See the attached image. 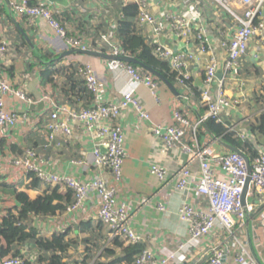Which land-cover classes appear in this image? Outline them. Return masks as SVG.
<instances>
[{
  "label": "built area",
  "instance_id": "built-area-1",
  "mask_svg": "<svg viewBox=\"0 0 264 264\" xmlns=\"http://www.w3.org/2000/svg\"><path fill=\"white\" fill-rule=\"evenodd\" d=\"M33 1L35 0H8V3L13 14L26 18L31 26L38 18L45 19L68 49L128 55L121 47L117 35L103 34L98 43L93 45L82 32L73 33L65 22L58 19L57 14L61 13L58 5L48 0ZM150 2L151 0H124V6L131 3L137 5V26L139 29L147 28L153 35L155 42L151 43V47L154 55L168 61L171 68L178 72L179 85L187 90L182 97L187 101L194 96V91L187 83L193 78L191 62L200 63L204 57L205 74L200 87V104L205 107V111L196 122H191L181 109H176L172 124H151L153 134L161 141L162 150L179 149L188 156V161L178 169L175 176L174 192L181 199L178 215L189 224V238L162 257H158L152 248L145 247L135 256L132 264H180L191 249L200 245L211 233L222 232L227 234L226 239H235L237 232L249 222L264 225V206L261 210H256V202L264 199V144H260L257 137L249 132L248 125L252 119L239 124H227V127L228 131L236 132L238 137L249 141L258 150V155L253 159H249L245 153L225 150L219 137H211L201 145L197 134L208 119L224 122L223 115L226 111L244 104L241 97L234 99L225 89L226 85L242 81L239 69L251 49L264 71V0H209L208 7H204L203 3L206 2L203 0H193L192 3L195 4L184 13L163 8L159 15L151 11ZM220 12L227 15V32L221 27ZM168 35L176 36L178 41L185 44L189 43L192 48L186 52L174 50L163 42V38ZM221 36L224 37L220 39ZM213 39H217L224 49V78L218 84L217 73L221 58L216 54L215 47L212 48ZM9 50V40L0 35L1 63L10 62ZM205 54L209 55L206 59ZM110 70L116 75L128 74L136 85L145 84L153 94L157 93L159 81L147 71L120 60H111ZM78 72L93 96L92 104L81 108L72 107L61 102L57 94H44L41 100L50 111L45 146H61L62 142L70 141L75 127L82 125L93 138L97 174L92 179L83 181L70 175L48 171L39 165L38 152L31 147L13 156L11 164L22 170L27 177L32 174L45 184L64 185L71 189L74 202L68 206V211L84 206L93 193L99 200L98 218L108 227L111 237L120 238L127 244L143 243L145 236L132 226L131 206L118 195V186L123 178V163L127 156L124 129L119 123V117L123 111L133 108L142 119L151 121L150 113L134 89L122 92L120 99L104 100L101 82L93 64H79ZM7 97H16L30 106L38 103L25 89L12 86L0 68V134L3 137L10 136L20 123L37 124L29 111L8 109ZM189 129L194 145L186 140ZM246 157L250 160L252 172L244 205L242 194L249 176ZM151 172L163 180L167 169L156 163L151 166ZM107 173L111 175L112 183L105 177ZM194 194L202 198L203 202H193ZM158 208L164 211L166 205L158 203ZM261 243L257 241L258 246ZM226 251L224 243L214 245L210 257L201 264H227ZM247 258L254 260L249 247L240 244L235 262L244 264ZM0 264L28 263L23 257L9 256L2 258Z\"/></svg>",
  "mask_w": 264,
  "mask_h": 264
},
{
  "label": "crops",
  "instance_id": "crops-1",
  "mask_svg": "<svg viewBox=\"0 0 264 264\" xmlns=\"http://www.w3.org/2000/svg\"><path fill=\"white\" fill-rule=\"evenodd\" d=\"M69 1L70 4L67 7L58 6L61 12L66 14L64 22L73 33L82 32L93 45L98 43L103 34L117 35L116 29L123 17L124 0ZM192 1L151 0L150 8L158 15L163 8L184 13L195 4ZM203 1L206 2L203 3L204 7L210 5L209 0ZM220 15L221 27L227 32L229 31V23L225 18L227 15H223L222 12ZM77 24L80 28L75 27ZM139 33L150 46L152 42H155L147 28L140 29ZM0 35L5 36L10 42V62L8 64L0 62L3 75L8 78L12 86L25 89L38 101L34 107H31L32 105H27L16 97L6 99L8 109L29 111L37 124L20 123L10 136L3 137L0 134V218L9 209H14L18 205L12 191L16 189L24 191L32 199H36L44 193L51 194L56 189V193L62 198L55 199L54 204L60 203L67 208L51 216H32L30 225L36 228L37 235L52 238L55 234L64 233L68 248L63 260L67 264H127L120 258L128 244L120 238L111 237L108 227L99 220V200L96 195L91 193L84 206L68 211V206L73 203L71 201L74 198L72 195L71 201H67L71 189L64 185L45 184L33 177H27L22 170L11 164L13 156L31 147L38 152L39 165L48 171L70 175L83 181H88L97 174L91 134L82 125L76 126L70 141L62 142L61 146L46 147V137L49 132L46 125L50 118V111L46 103L42 108L38 106L43 102L42 96L51 92L59 95L61 102L75 107L76 104L68 101L61 93V87L66 81L65 73L69 72L67 69L72 65L91 63L99 76L104 100L120 99L122 92L134 89L151 116V121L144 120L135 109L129 108L119 117V123L124 129L127 156L123 163V178L118 186V195L132 208L133 228L145 236L143 243L146 247L152 248L158 257L168 254L188 239L189 224L178 215L181 199L174 192L175 176L178 169L188 161V156L179 149L162 150L161 141L153 134L151 124H172L176 109H181L191 122H196L205 111V108L200 105V98L194 95L187 101L182 97L187 93L185 88L176 84L179 95H175L162 81H159L157 93L153 94L145 84L136 85L130 75L114 74L110 70L111 60L107 58L81 53L65 54L73 49H68L45 19L38 18L31 26L26 18L13 14L8 0L0 2ZM178 40L174 35L163 38V42L174 50L184 52L182 48L185 47L187 51L192 48L189 43L185 44ZM213 46L216 54L221 58L217 73L218 84L224 78L222 67L224 49L217 39L212 40V48ZM43 54L55 57V63L50 67L55 72L53 83H42L41 73L45 64L39 61V56ZM208 56L205 54V59ZM203 58L200 63L191 62L190 67L193 75L192 83L199 88L203 84L205 74ZM260 66L251 49L242 60L239 69V77L242 81L226 85L225 90L228 95L234 99L241 97L244 100V104L240 107H233L226 111L223 115L226 124H239L251 118L252 115L249 114L246 103L250 101V107L254 104L256 97L263 93L264 71ZM82 105L83 102L78 105V108ZM203 129H199L197 133L198 143L201 145L212 137L204 125ZM192 137L189 129L186 140L194 145ZM257 140L260 144H264V138H257ZM224 149L229 148L224 146ZM156 163L164 165L167 169L163 180L151 172V166ZM105 177L112 183L110 174H105ZM202 200L195 194L192 196V201L196 204L202 203ZM262 201L256 202V210L263 208ZM158 203H164L166 210H159ZM226 236L227 234L222 232H214L206 236L200 245L191 249L180 264L205 262L211 255L212 247L218 243H224L227 247L225 252L227 264H239L235 262V258L240 251V244L249 247L255 260L247 258L244 264H264V225L262 223L249 222L240 229L235 238L239 243L229 237L226 239ZM257 241L262 242L260 246L257 245ZM21 254L30 264H43L38 261L39 251L35 243L22 246Z\"/></svg>",
  "mask_w": 264,
  "mask_h": 264
},
{
  "label": "trees",
  "instance_id": "trees-1",
  "mask_svg": "<svg viewBox=\"0 0 264 264\" xmlns=\"http://www.w3.org/2000/svg\"><path fill=\"white\" fill-rule=\"evenodd\" d=\"M137 9V5L133 3L124 6L122 9L123 17L120 19L116 29L121 47L126 54L136 57L145 65L158 71L174 85H179L178 72L171 68L168 61L156 57L153 53V48L140 35V29L136 24ZM65 15L64 12H61L57 14V17L64 22ZM73 21L75 22L76 20L74 19ZM75 27L80 28L79 24L75 25ZM54 58L49 54L39 56V61L45 64L44 70L41 73L43 76L42 83L54 82L53 74L55 72L50 68L55 63ZM129 64L140 69L136 64ZM67 71L69 72L65 73L66 81L61 87L63 97L73 104H76L74 105L75 107H79L78 105L82 102V106H90L93 96L87 89L83 77L78 72V65H72ZM157 80L161 81L160 79ZM187 83L190 84L194 95H196L195 97L200 98V88L192 83V79L188 80ZM255 101L260 104L259 106L262 109L251 120L248 129L252 135L261 139L264 138V87L263 93L257 96ZM204 127L211 133L212 137H219L224 143L245 153L249 159H253L258 155V150L249 141L238 137L234 131H228L225 122L211 118L205 122ZM199 129H203V125ZM30 177H33V175L31 174ZM33 178L37 179L35 177ZM12 193L18 205L14 209H9L0 218V260L9 256L23 257L21 247L26 244L35 243L39 251V263L67 264L63 260L64 253L68 248V244L65 241V234H55L52 238L40 237L37 235L36 228L30 225V218L32 216H51L56 214L57 211L67 208V206L64 207L60 203L54 204L55 199L62 198L61 195L56 193V189L53 193H44L36 199H32L26 192L17 189L12 191ZM72 195H74L73 191L71 193L70 190L67 197L68 202L71 201ZM71 202H74V198ZM145 247L144 243L128 244L124 248L120 260L125 261L127 264H132L135 256ZM27 263L30 264L29 261Z\"/></svg>",
  "mask_w": 264,
  "mask_h": 264
},
{
  "label": "water",
  "instance_id": "water-1",
  "mask_svg": "<svg viewBox=\"0 0 264 264\" xmlns=\"http://www.w3.org/2000/svg\"><path fill=\"white\" fill-rule=\"evenodd\" d=\"M50 3H55L59 6H63V7H67L70 4L69 0H48ZM184 47V45L182 46ZM182 50L185 52L187 51L186 48H182ZM70 53H81V54H87V55H92V56H97V57H103V58H107L109 60H120V61H124V62H128V63H132V64H136L138 65L142 70L149 72L150 74H152L155 78L160 79L163 83H165L170 90L175 94V95H179V92L177 90V88L175 87V85L169 81L165 76H163L161 73H159L158 71L154 70L153 68L145 65L143 62H141L140 60H138L136 57L131 56V55H113V54H109V53H105V52H100V51H95V50H70L67 51L65 54L69 55ZM35 105H32L31 107H34ZM39 108H42L43 106H45V102H41L39 105ZM220 143L229 148L232 151H236L240 154H244L242 151H240L239 149L228 145L226 143H224L222 140L220 141ZM247 163H248V172H249V176L247 178V182L245 184L244 187V191L242 194V203L245 205L246 204V199H247V192H248V188H249V182H250V173L252 172V167L250 164V160L246 157Z\"/></svg>",
  "mask_w": 264,
  "mask_h": 264
},
{
  "label": "rangeland",
  "instance_id": "rangeland-1",
  "mask_svg": "<svg viewBox=\"0 0 264 264\" xmlns=\"http://www.w3.org/2000/svg\"><path fill=\"white\" fill-rule=\"evenodd\" d=\"M255 100H256V99H255ZM249 105H250V101H248V102L246 103V108H247L249 114L252 115V116H250V117H251L250 119H252V117L254 118V116L257 114V112H259V110L262 109V107L259 106L260 104L256 103V101H255L254 104L251 105L250 107H249Z\"/></svg>",
  "mask_w": 264,
  "mask_h": 264
}]
</instances>
